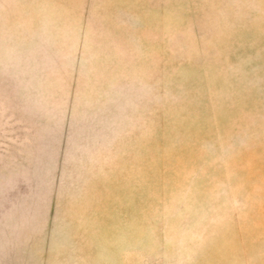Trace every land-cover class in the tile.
Here are the masks:
<instances>
[{
    "label": "rangeland",
    "instance_id": "1",
    "mask_svg": "<svg viewBox=\"0 0 264 264\" xmlns=\"http://www.w3.org/2000/svg\"><path fill=\"white\" fill-rule=\"evenodd\" d=\"M0 264H264V0H0Z\"/></svg>",
    "mask_w": 264,
    "mask_h": 264
}]
</instances>
